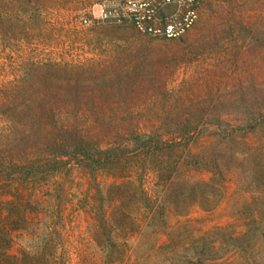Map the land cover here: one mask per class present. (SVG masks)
Here are the masks:
<instances>
[{"label": "rangeland", "instance_id": "374dc122", "mask_svg": "<svg viewBox=\"0 0 264 264\" xmlns=\"http://www.w3.org/2000/svg\"><path fill=\"white\" fill-rule=\"evenodd\" d=\"M100 2L0 0V19H37L43 28L28 33L44 44L21 48L20 57L71 49L87 59L117 63L118 57L117 67L128 72L122 85L127 89L107 99H126L128 113L231 121L252 114L260 116V126L225 140L200 141L193 149L201 171L147 177V199L129 192L119 207L115 179L107 174L95 182L82 171L61 177L60 188L35 194L26 222L3 188L0 250L9 247L6 255L20 257L21 248L38 243L26 236H39L58 247L59 263L101 264L93 207L102 206L118 225V254L132 252L137 264H264V0H197V20L178 39L141 35L127 24L83 26L80 19L97 17ZM56 21L61 25L55 27ZM92 28L101 30L94 38L100 39L98 48L73 44L72 34L81 43ZM127 43L135 46L114 49ZM214 161L219 166L212 174L207 169Z\"/></svg>", "mask_w": 264, "mask_h": 264}, {"label": "trees", "instance_id": "16d2710c", "mask_svg": "<svg viewBox=\"0 0 264 264\" xmlns=\"http://www.w3.org/2000/svg\"><path fill=\"white\" fill-rule=\"evenodd\" d=\"M37 21L0 19V190L7 188L2 192L13 197L7 202L18 207L23 222L33 208L35 194L60 188V178L73 171H82L94 182L100 174L112 176V188L118 194L115 206L119 207L129 192L147 199L143 187L147 177H187L192 170L201 171L202 160L193 149L200 141L225 140L260 126V116L252 114L231 121L128 113L131 106L126 99H107L127 89L122 85L128 72L117 67L118 57L117 63L87 59L69 53L74 49L65 54L17 56L33 42L44 44L28 33L43 31ZM55 23V27L61 25ZM85 34L81 43L82 38L72 34L73 44L100 46V39L94 38L101 30L92 28ZM134 46L127 43L114 49L125 51ZM210 129L211 134L207 133ZM213 165L210 171L203 164L215 174L219 165L215 161ZM93 210L101 264H137L132 252L118 254V225L105 209ZM156 216L151 213L150 221ZM26 237L27 242L38 243L21 248L20 257L6 255L9 247L0 250V264H66L57 261L58 247H50L46 237Z\"/></svg>", "mask_w": 264, "mask_h": 264}, {"label": "built area", "instance_id": "2783aa9c", "mask_svg": "<svg viewBox=\"0 0 264 264\" xmlns=\"http://www.w3.org/2000/svg\"><path fill=\"white\" fill-rule=\"evenodd\" d=\"M197 0H101L94 19L82 17L83 26L131 25L138 33L158 39H178L197 20ZM168 9H173L162 15Z\"/></svg>", "mask_w": 264, "mask_h": 264}]
</instances>
